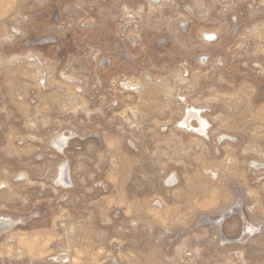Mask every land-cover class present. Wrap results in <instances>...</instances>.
Instances as JSON below:
<instances>
[{
    "label": "rangeland",
    "instance_id": "1",
    "mask_svg": "<svg viewBox=\"0 0 264 264\" xmlns=\"http://www.w3.org/2000/svg\"><path fill=\"white\" fill-rule=\"evenodd\" d=\"M0 264H264V0H0Z\"/></svg>",
    "mask_w": 264,
    "mask_h": 264
}]
</instances>
